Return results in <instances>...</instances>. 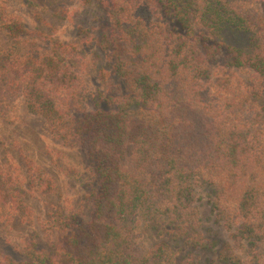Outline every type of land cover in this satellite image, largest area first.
I'll list each match as a JSON object with an SVG mask.
<instances>
[{
	"label": "trees",
	"instance_id": "trees-1",
	"mask_svg": "<svg viewBox=\"0 0 264 264\" xmlns=\"http://www.w3.org/2000/svg\"><path fill=\"white\" fill-rule=\"evenodd\" d=\"M101 1L109 65L95 96L77 45L29 27L0 0L11 39L0 48V118L23 98L54 137L81 149L92 208L90 219L54 221L44 245L31 235L19 258L0 247V264H198L167 242L148 249L137 233L143 218L177 242L214 248L200 230L198 183L211 185L218 216L238 221L250 249L244 259L224 244L209 264H264V0H167L179 27L155 19L148 0ZM223 47V66L251 69L250 84L213 79ZM23 185L0 156V220L19 212Z\"/></svg>",
	"mask_w": 264,
	"mask_h": 264
},
{
	"label": "rangeland",
	"instance_id": "rangeland-1",
	"mask_svg": "<svg viewBox=\"0 0 264 264\" xmlns=\"http://www.w3.org/2000/svg\"><path fill=\"white\" fill-rule=\"evenodd\" d=\"M147 3L152 7L155 19L178 26L167 0H148ZM8 6L10 12L29 27L77 45L80 49L78 69L96 96L103 88L102 73L109 65L108 53L101 44L106 15L102 1L9 0ZM10 40L7 31L0 26V48L10 44ZM243 40L242 36H232L228 43L242 44ZM30 46L27 43L23 50ZM228 57L225 47L214 56L211 64L213 79L233 77L235 81L250 84L252 70L223 66ZM256 111L264 116V108ZM0 156L24 184L19 212L12 218L0 220L2 249L19 258L31 235L39 237L42 245L48 243L54 221L60 217L76 215L90 219L92 208L83 185L90 161L81 149L54 137L46 119L31 111L23 98L14 103L7 118H0ZM196 190L200 230L216 241L214 248L200 250L185 242H177L162 223L143 218H139L137 225L140 242L148 249L167 242L177 250L179 257H198V264H209L215 260L224 244L232 247L241 258H247L250 249L248 241L237 236L238 221L228 223L218 216L210 184L198 183ZM177 263L181 264L179 260Z\"/></svg>",
	"mask_w": 264,
	"mask_h": 264
}]
</instances>
